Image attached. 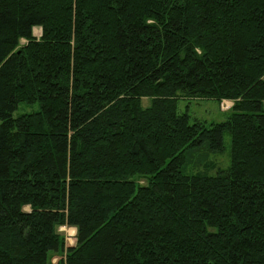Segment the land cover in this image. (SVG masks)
I'll list each match as a JSON object with an SVG mask.
<instances>
[{
	"label": "trees",
	"instance_id": "16d2710c",
	"mask_svg": "<svg viewBox=\"0 0 264 264\" xmlns=\"http://www.w3.org/2000/svg\"><path fill=\"white\" fill-rule=\"evenodd\" d=\"M0 264H264V0H0Z\"/></svg>",
	"mask_w": 264,
	"mask_h": 264
},
{
	"label": "rangeland",
	"instance_id": "374dc122",
	"mask_svg": "<svg viewBox=\"0 0 264 264\" xmlns=\"http://www.w3.org/2000/svg\"><path fill=\"white\" fill-rule=\"evenodd\" d=\"M35 35L39 34V30L35 29ZM150 105L149 100L143 99L142 106L148 107ZM230 101H221L218 103L215 100L210 99H179L177 101V111L179 113L187 112L191 121L197 120L209 123L223 122L226 119L227 113L231 107ZM38 104H19L16 111L13 112V117L19 114L31 113L37 111ZM192 164L189 165L188 170L192 173L205 172L210 175H214L217 170H224L230 163V137L225 134L223 140V151L215 154H207L205 151H199L192 157ZM58 232L65 238L67 246L73 245L75 242L76 230L73 227L62 226L58 228ZM57 258H53V262H56Z\"/></svg>",
	"mask_w": 264,
	"mask_h": 264
}]
</instances>
